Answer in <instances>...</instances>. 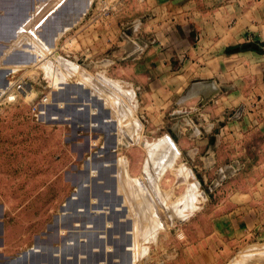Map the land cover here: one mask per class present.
Wrapping results in <instances>:
<instances>
[{
    "label": "rangeland",
    "instance_id": "374dc122",
    "mask_svg": "<svg viewBox=\"0 0 264 264\" xmlns=\"http://www.w3.org/2000/svg\"><path fill=\"white\" fill-rule=\"evenodd\" d=\"M74 1L0 0V92L8 86V76L23 69L21 73L39 85L19 104L29 106L34 96L38 99L48 91L39 68L54 87L50 103L37 118L33 116L51 127L45 129L48 136L41 144L45 152L42 148L39 159L32 157L31 143L8 136L6 129L0 137V183L6 189L0 191V203L6 205L0 225V263L31 248L35 237H45L48 225L76 188L85 203L97 183L92 176L111 177L116 166L117 190L130 209L127 217L136 224L135 230L130 229L137 232L136 237L132 233L136 245L132 239V261L127 264H264V203H258L263 192L256 175L243 174L245 168L258 167L256 158H245L248 152L256 154V148L243 151L238 142L226 144L232 135L237 140L246 135L248 113H236L242 103L259 102L264 85L259 86L257 69L238 60L239 66L221 78L172 80L177 89L169 96L162 94L168 106L160 102L145 106L142 87L114 73L134 58L124 60L121 55L137 42L128 29L135 24L130 20L140 0ZM60 15H66L62 21ZM238 46L227 47L225 53L264 54ZM158 89L161 92V86ZM4 108L0 120L5 119ZM49 134L56 148L54 161L48 159ZM146 198L149 207H143ZM69 208L61 222L87 218L72 210V204ZM111 216L110 224L117 225L120 237L123 228L115 222L117 214ZM67 231L61 229V234ZM88 234L90 243L93 236ZM119 239L114 242L121 243L124 237ZM120 243L115 250L110 247L127 262L125 253L120 258ZM86 245L80 250L86 252Z\"/></svg>",
    "mask_w": 264,
    "mask_h": 264
},
{
    "label": "crops",
    "instance_id": "0c3cea01",
    "mask_svg": "<svg viewBox=\"0 0 264 264\" xmlns=\"http://www.w3.org/2000/svg\"><path fill=\"white\" fill-rule=\"evenodd\" d=\"M140 2L130 20L135 24L128 29L130 36L137 42L129 45L128 50L121 55L124 60L134 58L127 61V64L120 65L114 73L142 87L141 102L145 106L152 107L159 102L168 106L169 102L164 95L169 96L177 89L172 80L221 78L222 74L239 66L238 60H243V66L246 64L248 67H255L259 86L264 85V54L255 55L251 51L241 55L225 53L227 47L247 42H256L264 48V0ZM144 80L146 81L143 82ZM258 94L259 102L250 105L242 103L240 106L243 107V114L248 113L245 114L248 125L246 135L240 140L232 135L226 139V144L233 146L238 142L243 151L256 148V154L248 152L245 158H256L258 167L245 168L243 174L257 176V187H261L263 192L258 203H264V182L260 183V180L264 181V89ZM145 108L148 110V107ZM4 110L5 119L0 120V129L4 131L0 137L5 134L6 129L8 136L31 143L34 148L32 157L39 159L42 148L45 152L41 144L48 136L46 128L51 127L43 126L34 119L31 105L18 103L6 106ZM47 153L49 160L56 159V148L51 143L50 134ZM53 166L55 173V163ZM4 190L5 187L0 183V191ZM5 208L6 205L0 203V225Z\"/></svg>",
    "mask_w": 264,
    "mask_h": 264
},
{
    "label": "water",
    "instance_id": "95a60500",
    "mask_svg": "<svg viewBox=\"0 0 264 264\" xmlns=\"http://www.w3.org/2000/svg\"><path fill=\"white\" fill-rule=\"evenodd\" d=\"M131 44L134 45V43ZM243 47L264 51V48L256 42H248ZM4 78L6 79L7 76ZM242 111L243 107H240L236 116L240 115ZM89 112L91 113L90 110ZM114 145H116V141ZM83 170L81 169L79 173ZM115 170L114 167L112 174L114 182L112 195L116 198L114 203L95 201L92 196L87 195L84 200L85 203L82 204L76 188L72 196L62 205L61 213L56 215L53 222L48 225V232L45 237H35L31 248L15 257L6 259L0 264H127L131 262L132 253L128 246L133 239L129 231L132 227V220L127 218L124 197L118 193V179ZM88 173L92 174L90 171ZM92 177L97 181L100 179L95 175ZM104 193L107 194L108 192ZM70 204H72V210L77 213L87 214V218L79 221L77 217H72L68 222H61V218L69 214ZM1 212H3V208ZM110 214H117L116 224L124 225L122 230L124 239L121 242V250L123 253L128 254L129 259L127 262L126 260H117V254L110 247L112 242L118 239L115 226L109 223L111 221ZM93 219H96V222H93ZM65 228L68 229L67 233L61 234V229ZM88 233L93 236V241L90 243H87ZM73 235L76 237L77 244L71 240ZM56 242L57 244H55ZM85 244H87L86 252L80 250V245ZM43 245L47 246L48 249L46 251L42 248Z\"/></svg>",
    "mask_w": 264,
    "mask_h": 264
},
{
    "label": "built area",
    "instance_id": "2783aa9c",
    "mask_svg": "<svg viewBox=\"0 0 264 264\" xmlns=\"http://www.w3.org/2000/svg\"><path fill=\"white\" fill-rule=\"evenodd\" d=\"M89 11L90 9L88 10V12ZM64 59L69 60L68 58L65 57ZM53 63L56 64V61L54 60ZM77 64L82 69H85L84 67L81 66L83 64L81 63H77ZM29 67L30 66H28L27 68ZM39 69L42 72L41 80L44 81V89H47L48 91L42 92L40 98L37 99V97L34 96L31 100V111L33 113V116L36 118L38 115L42 114L43 108L50 103L49 92L54 90V87L51 85L49 78L47 77L44 69L42 68ZM21 71L12 72L8 76L9 77L8 86L6 87L5 90L0 92V108L9 105L18 104L19 100L22 97L31 94L35 90L36 86L39 85L36 79L24 75V73H21ZM135 89L139 90L140 87H135Z\"/></svg>",
    "mask_w": 264,
    "mask_h": 264
},
{
    "label": "bare ground",
    "instance_id": "6f19581e",
    "mask_svg": "<svg viewBox=\"0 0 264 264\" xmlns=\"http://www.w3.org/2000/svg\"><path fill=\"white\" fill-rule=\"evenodd\" d=\"M75 1H76V0H75ZM75 1H74V2H75ZM77 1H78V0H77ZM77 1H76V2H77ZM82 1H83V0H81V2H82ZM69 3H71V1H70ZM75 4H76V3H75ZM78 4H79V2H78L76 5L78 6ZM80 4H81V3H80ZM83 4H85V3H83ZM69 5L71 6V4H69ZM81 5H82V4H81ZM86 5H87V4H86ZM65 6H67V5H65ZM68 7H69V6H68ZM79 7H80V5H79ZM83 7H86V6H83ZM69 8H71V10H72V7H69ZM69 8H68V9H69ZM75 8H76V7H75ZM63 9H64V10H63ZM63 9H62L63 14L68 15V10H65V8H63ZM66 9H67V8H66ZM78 9H79V8H78ZM78 9H77V10H78ZM83 9H84V8H83ZM75 10H76V9H75ZM60 11H61V10H60ZM69 12H70V9H69ZM81 12H82V11H81ZM75 13H76V12H75ZM77 14H78V13H77ZM66 15H63V16L60 15L61 17H60L59 19H61V21H62V19H64V16H66ZM72 15H73V14H72ZM72 15H71V16H72ZM73 17H74V16H73ZM76 17H77V16H76ZM42 18H43V17H42ZM65 18H66V17H65ZM54 20H55V19H54ZM67 20H68V19H67ZM67 20H66V21H67ZM69 20H70V19H69ZM71 20H72V19H71ZM58 22L60 23V21H58ZM68 22H69V21H68ZM64 24H65V23H64ZM64 24H63V25H64ZM55 25H56V24H55ZM57 26L59 27V24H58ZM66 26H67V29H68V25H66ZM54 27H55V26H54ZM62 27H63V26H62ZM64 27H65V26H64ZM50 28H52V27L50 26ZM48 29H49V28H48ZM52 29H53V28H52ZM33 30H34V29H33ZM48 32H49V31H48ZM60 32H61V31H60ZM57 33H59V32H57ZM52 36H53V35H52ZM59 36H60V35H59ZM35 37H36V36H35ZM43 37H45V36H43ZM55 37H56V36H55ZM55 37H53V38H55ZM48 38H51V37L49 36ZM56 38H57V37H56ZM51 39H52V38H51ZM33 40H34V39H33ZM49 40H50V39H49ZM51 41H52V40H51ZM30 42H31V41H30ZM35 42H36V41H35ZM35 42H34V43H35ZM39 42H40V41H39ZM25 44H26V43H25ZM35 44H36V43H35ZM45 46H46V45H45ZM37 47H38V46H37ZM46 47H47V46H46ZM29 48H30V47H29ZM30 49L32 50V48H30ZM26 51H27V50H26ZM31 52H32V51H31ZM48 52H49V51H48ZM41 54H42V53H41ZM37 55H38V53H37ZM37 55H35L34 57H36V58L38 59L40 56L38 57ZM44 55H45V54H44ZM32 57H33V56H32ZM34 57H33V58H34ZM29 58H30V56H29ZM33 58H32V59H33ZM36 58H34V59H36ZM22 59H23V57H22ZM30 59H31V58H30ZM32 59H31V60H32ZM34 59H33V60H34ZM31 60H30V61H31ZM33 60H32V61H33ZM21 61H22V60H21ZM25 61H26V58H25ZM27 61H29L28 57H27ZM27 61H26V62H27ZM30 61H29V62H30ZM32 61H31V63H33ZM13 62H14V61H13ZM17 62H18V61H17ZM17 62H16V63H17ZM34 62H36V61H34ZM16 63H15V64H16ZM31 63H27V64L31 65ZM0 65H1V64H0ZM11 65H12V64H11ZM13 65H14V64H13ZM22 65H23V64H22ZM22 67H23V66H22ZM43 67H44V66H43ZM15 68H16V67H15ZM15 68H14V70H15ZM76 69H78V68H76ZM12 70H13V68H12ZM72 71H74V70H72ZM7 74H8V73H7ZM62 74H63V73H62ZM69 76H71V75H69ZM0 77H1V76H0ZM2 77L4 78V76H2ZM89 77H90V76H89ZM63 78H64V77H63ZM90 78H91V77H90ZM64 79H65V78H64ZM85 79H86V78H85ZM85 79H84V80H85ZM87 80H88V79H86V81H87ZM5 81H6V80H5ZM56 81H58V79H56ZM81 81H82V80H81ZM81 81H80V82H81ZM86 81H85V83H86ZM1 82H2V79H1ZM59 82H60V81H59ZM61 82H62V81H61ZM61 82H60V83H61ZM63 82H64V81H63ZM63 82H62V83H63ZM60 83H59V84H60ZM56 84H57V83H56ZM81 84H82V83H81ZM82 85H83V84H82ZM120 86H121V85H120ZM0 88H1V87H0ZM72 91H73V90H72ZM70 92H71V91H70ZM73 92H74V91H73ZM79 92H80V91H79ZM73 95H75V94H73ZM76 95H77V94H76ZM107 95H108V94H107ZM112 95H113V94H112ZM115 95H116V94H115ZM58 96H59V95H58ZM81 96H82V94H81ZM64 97H65V96H64ZM84 97H85V96H84ZM68 99H69V98H68ZM74 99H75V98H74ZM70 100H71V98H70ZM87 100H88V99H87ZM66 101H67V104L71 103V102L68 103V100H66ZM72 101H73V100H72ZM76 101H77V100H76ZM77 103H78V102H77ZM89 103H91V102H89ZM63 104H64V103H63ZM91 104H92V103H91ZM113 104H114V103H113ZM69 105H71V104H69ZM73 105L76 107V105L74 104V102H73ZM71 107H72V106H71ZM95 108H96V107H95ZM74 109H75V108H74ZM74 109H73V111H74ZM63 110H64V109H63ZM75 110H76V109H75ZM98 110H99V109H98ZM65 111H66V109H65ZM73 111H72V112H73ZM76 111H77V110H76ZM69 112H70V111H69ZM72 112H71V113H72ZM74 112H75V111H74ZM77 112H78V111H77ZM99 112H100V111H99ZM112 112H113V111H112ZM120 112H122V110H121ZM80 113H81V112H80ZM82 113H83V112H82ZM78 114H79V113H78ZM84 114H85V113H84ZM80 115H81V114H80ZM80 115H78V116H80ZM111 115H112V113H111ZM44 116H45V115H44ZM68 116H69V115H68ZM48 118H49V117H48ZM105 119H106V118H105ZM120 119H121V118H120ZM100 120H101V119H100ZM89 121H90V120H89ZM93 121H95V120H93ZM83 123H84V122H83ZM102 123H103V122H102ZM102 123H101V124H102ZM96 124H97V123H96ZM102 125H103V124H102ZM106 125H108V124L105 123L104 126H106ZM93 127H94V126H93ZM98 154H99V153H98ZM93 162H94V161H93ZM149 162H150V161H149ZM126 164H127V163H126ZM148 165H149V164H148ZM115 169H116V170H115V172H116L115 174H117V167H116V166H115ZM97 170H98V169H96V171H97ZM99 170H100V169H99ZM165 170H166V169H165ZM94 171H95V168H94ZM109 173H110V172H109ZM109 173H108V174H109ZM108 174H107V175H108ZM110 174H111V173H110ZM109 176H110V175H109ZM109 176H105V175H103V177H98V178H100V179L97 181V183L95 182V185H94V186L92 185V186H93V187H91V193H92V194H91L90 196H92L93 200H95V201H100V202H105V203H108V202H113V203H114V202L116 201V198L112 195V190H113L114 182H113L112 176H111V177H109ZM116 176H117V175H116ZM125 177H126V176H125ZM117 179H118V178H117ZM127 179H128V178H127ZM127 179H126V180H127ZM91 180H92V179H91ZM130 180H131V179H130ZM184 180H185V179H184ZM127 181H129V180H127ZM86 182H87V181H86ZM93 182H94V181H93ZM140 183H141V182H140ZM127 184H128V183H127ZM121 185H122V184H121ZM83 186H84V185H83ZM118 187H119V189H120L119 183H117V189H118ZM89 189H90V188H89ZM130 190H131V189H130ZM88 191H90V190H88ZM88 191H87V193H88ZM104 192H108V193L105 194ZM88 194H90V193H88ZM129 194H130V193H129ZM83 195H84V194H83ZM134 195H135V194H134ZM106 196H107V198H108L109 201L107 200ZM83 197H84V196H83ZM143 197H144V196H143ZM145 197H146V196H145ZM145 197H144V198H145ZM144 198H143L141 201L145 200ZM126 199H129L128 196H127ZM126 199H125V200H126ZM146 199H147V198H146ZM107 201H108V202H107ZM83 202H84V201H83ZM143 202H145V201H143ZM83 204H84V203H83ZM110 204H111V203H110ZM150 204H151V203H150V202L148 201V199H147V201H146L145 205H143V207H145V206L149 207ZM141 205H142V204H141ZM141 205H140V206H141ZM185 205H186V204H185ZM134 207H135V206H134ZM147 207H146V208H147ZM128 208H129V207H128ZM147 209H148V208H147ZM128 210H130V209H128ZM128 210H127V213H128ZM131 210H132V208H131ZM154 210H155V209H154ZM132 211H133V210H132ZM144 211H146V210H144ZM144 211H142V213H143ZM134 212H135V211H134ZM129 213H130V212H129ZM154 213H155V212H154ZM169 213H170V212H169ZM131 214H132V213H131ZM145 214H147V213H145ZM81 215H82V214H81ZM83 215H84V216H87V214H84V213H83ZM111 215H112V214H111ZM111 215H110V220H113ZM114 215H116V214H114ZM134 215H136V214L134 213ZM140 215H141V214H140ZM154 215H155V214H154ZM156 215H157V213H156ZM143 216H144V215H143ZM141 217H142V216H141ZM144 217H145V216H144ZM152 217H153V216H152ZM63 218H64V217H63ZM116 218H117V216H116ZM127 218L130 219L129 216H128ZM145 218H146V217H145ZM147 218H148V217H147ZM149 218H151V217H149ZM61 220H62V219H61ZM115 220H116V219H115ZM135 220H136V219H135ZM150 220H153V219L151 218ZM136 221H137V220H136ZM93 222H96V219H94ZM112 222H113V221H112ZM150 222H151V221H150ZM109 223H111V221H110ZM137 223H138V221H137ZM111 225H113V223H112ZM135 225H136V224L134 223V226H135ZM137 225H140V224H137ZM115 226H117V225H115ZM120 226H122V228H123V225H120ZM134 226H133V220H132V228H134ZM135 228H136V226H135ZM135 228H134L133 230H135ZM154 228H155V226H154ZM158 228H159V226H158ZM143 229H144V228H143ZM119 230H120V229H118V231H119ZM130 230L132 231V229H130ZM130 230H129V231H130ZM139 230H141V229H139ZM144 231H145V230H144ZM142 232H143V231H142ZM119 233H120V232H119ZM130 233H131V234H132V233H133V234L135 233V234H134V235H135L134 237H136V233H137V232H135V231L133 232V231H132V232H130ZM117 234H118V233H117ZM133 234H132V238H133ZM139 234H140V233H139ZM88 235H89V234H88ZM119 235H120V234H119ZM137 235H138V234H137ZM116 236H117V235H116ZM74 237H75V236H73L72 238H74ZM121 237H122V235H121L120 237L118 236V238H120L119 240H121ZM141 237H142V235H141ZM75 239H76V237L74 238V242H75ZM135 239H136V238H133V240H135ZM138 239H139V238H138ZM71 240H72V239H71ZM122 240H123V239H122ZM122 240H121V241H122ZM72 241H73V240H72ZM90 241H91V239H90ZM113 242H114V241H113ZM116 242H117V244L120 243V242H118V240H117ZM133 242L135 243L136 240L133 241ZM133 242H132V243H133ZM137 242H138V241H137ZM114 243H115V242H114ZM115 244H116V243H115ZM115 244H114V245L112 244V246H114V250H115V248H116L115 246H117V244H116V245H115ZM120 244H121V243H120ZM134 245H136V243H135ZM138 245H139V243H138ZM130 246H131V245H130ZM131 247H132V246H131ZM131 247H130V248H131ZM133 247H134V246H133ZM118 248H119V247H118ZM128 248H129V246H128ZM130 248H129V250H131ZM137 248H138V247H137ZM81 249H82V248H81ZM44 250H45V249H44ZM84 250H85V249H84ZM86 250H87V249H86ZM116 250H117V249H116ZM117 251H118V250H117ZM117 251H115L116 254H118ZM118 252H119V251H118ZM120 253H121V254H120ZM120 253H119L120 258H122V257L127 258V256H128L127 253L124 254L121 250H120ZM122 253L124 254V256L122 255ZM121 255H122V257H121ZM262 255H263V254H262ZM117 257H118V255H117ZM118 259H119V257H118ZM118 259H117V260H118ZM119 260H120V259H119Z\"/></svg>",
    "mask_w": 264,
    "mask_h": 264
},
{
    "label": "trees",
    "instance_id": "16d2710c",
    "mask_svg": "<svg viewBox=\"0 0 264 264\" xmlns=\"http://www.w3.org/2000/svg\"><path fill=\"white\" fill-rule=\"evenodd\" d=\"M244 44H247V43H244ZM244 44L239 45V46L242 48V46H243ZM239 46H238V47H239ZM243 48H244V47H243ZM245 48H249V47H245ZM250 49H254V48H250ZM254 50H257V49H254Z\"/></svg>",
    "mask_w": 264,
    "mask_h": 264
}]
</instances>
